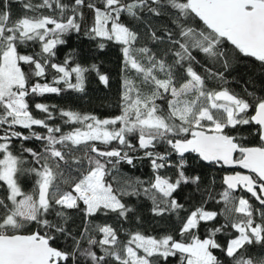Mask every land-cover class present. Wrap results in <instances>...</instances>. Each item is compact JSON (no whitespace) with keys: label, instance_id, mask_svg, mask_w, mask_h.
Instances as JSON below:
<instances>
[{"label":"snow or ice","instance_id":"obj_1","mask_svg":"<svg viewBox=\"0 0 264 264\" xmlns=\"http://www.w3.org/2000/svg\"><path fill=\"white\" fill-rule=\"evenodd\" d=\"M0 264H264V0H0Z\"/></svg>","mask_w":264,"mask_h":264},{"label":"trees","instance_id":"obj_2","mask_svg":"<svg viewBox=\"0 0 264 264\" xmlns=\"http://www.w3.org/2000/svg\"><path fill=\"white\" fill-rule=\"evenodd\" d=\"M14 12L16 15H19V6H16L14 8ZM72 47H77L78 49H83L84 51H87V41L86 39L78 40L75 37L71 38L68 49L70 50ZM115 56L114 54H109L105 57L106 62H108V66L112 67V64L110 61L114 60ZM96 84L95 82L91 83L88 87L87 94L81 96V94L77 93H71L69 95H66L64 97H57L55 95H52L50 97H47L46 100L49 103H54L57 105H65L70 104L73 107L82 110V111H95L98 114L101 115H108L111 113H114L117 111L115 108V95L113 93H109L106 90H96ZM143 171H147V169H143ZM137 175L140 174V171L138 170Z\"/></svg>","mask_w":264,"mask_h":264}]
</instances>
